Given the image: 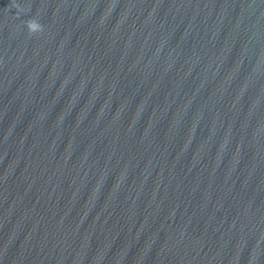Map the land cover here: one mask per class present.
Segmentation results:
<instances>
[{"label":"water","instance_id":"water-1","mask_svg":"<svg viewBox=\"0 0 264 264\" xmlns=\"http://www.w3.org/2000/svg\"><path fill=\"white\" fill-rule=\"evenodd\" d=\"M0 264H264V0H0Z\"/></svg>","mask_w":264,"mask_h":264},{"label":"clouds","instance_id":"clouds-1","mask_svg":"<svg viewBox=\"0 0 264 264\" xmlns=\"http://www.w3.org/2000/svg\"><path fill=\"white\" fill-rule=\"evenodd\" d=\"M27 27L31 32H36L41 30V25L39 24L38 21H36L35 19L29 20L27 23Z\"/></svg>","mask_w":264,"mask_h":264}]
</instances>
